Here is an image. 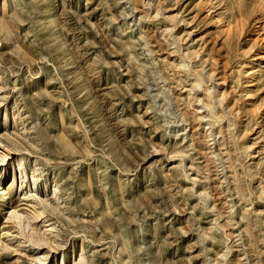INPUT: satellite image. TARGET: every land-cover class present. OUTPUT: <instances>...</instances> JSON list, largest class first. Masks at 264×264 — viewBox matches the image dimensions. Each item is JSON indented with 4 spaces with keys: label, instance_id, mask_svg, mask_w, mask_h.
I'll list each match as a JSON object with an SVG mask.
<instances>
[{
    "label": "rangeland",
    "instance_id": "1",
    "mask_svg": "<svg viewBox=\"0 0 264 264\" xmlns=\"http://www.w3.org/2000/svg\"><path fill=\"white\" fill-rule=\"evenodd\" d=\"M0 264H264V0H0Z\"/></svg>",
    "mask_w": 264,
    "mask_h": 264
},
{
    "label": "bare ground",
    "instance_id": "2",
    "mask_svg": "<svg viewBox=\"0 0 264 264\" xmlns=\"http://www.w3.org/2000/svg\"><path fill=\"white\" fill-rule=\"evenodd\" d=\"M18 221H20V218H17Z\"/></svg>",
    "mask_w": 264,
    "mask_h": 264
}]
</instances>
